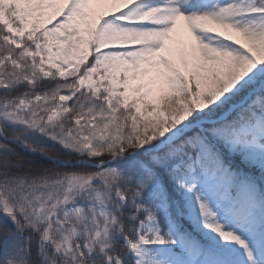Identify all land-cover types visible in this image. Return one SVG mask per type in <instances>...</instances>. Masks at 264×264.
Masks as SVG:
<instances>
[{
  "label": "snow or ice",
  "instance_id": "6c2138e0",
  "mask_svg": "<svg viewBox=\"0 0 264 264\" xmlns=\"http://www.w3.org/2000/svg\"><path fill=\"white\" fill-rule=\"evenodd\" d=\"M0 264H264V0H0Z\"/></svg>",
  "mask_w": 264,
  "mask_h": 264
}]
</instances>
